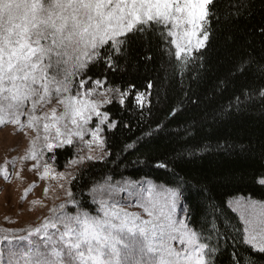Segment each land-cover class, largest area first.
Segmentation results:
<instances>
[{"label": "snow or ice", "instance_id": "1", "mask_svg": "<svg viewBox=\"0 0 264 264\" xmlns=\"http://www.w3.org/2000/svg\"><path fill=\"white\" fill-rule=\"evenodd\" d=\"M250 3L0 0V126L13 125L29 140L23 156L0 166V176L6 182L13 176L21 179L24 163L35 161L29 170L37 172L41 180L55 181L65 197L37 224L0 229V264H216L220 242H227L231 226L222 219L219 206L205 197L207 190L201 186L197 193H189L185 188L188 182L169 167L167 160L155 162L154 167L173 176L171 186L105 176L94 181L83 197L91 199L94 209L77 198L72 182L82 178L81 170L89 162H108L113 155L104 132L106 128L116 129L121 122L102 109L115 101L126 111V101L131 97V105L141 112L151 110L150 79L143 90L134 83L120 87L109 82L110 73L124 71L120 62H127L130 49L158 39L164 62L183 76L191 65L203 67L202 50L209 47L213 21L238 19L241 9L247 11L245 5ZM260 33L264 35V27ZM144 59L150 61L151 56ZM245 71L264 78V59L249 54L236 68V72ZM217 87L222 90L225 82ZM257 105L264 112V85L241 89L206 119L219 121L233 113L255 111ZM187 132L191 134V128ZM140 139L124 145L121 151L135 149ZM231 147L217 143L211 149L205 144L199 151H227ZM58 151L71 153L64 171L54 167ZM186 155L196 152L178 150L173 159L182 160ZM18 161L20 171L15 170ZM259 183L264 184V179ZM36 186L33 183L24 191L21 202ZM51 188L49 183L45 196ZM122 194L127 195L126 200ZM189 195L204 200L199 227L192 223L194 210ZM31 204L42 205V201ZM228 207L243 223L242 230H231L241 243L264 256V201L239 197L229 200ZM231 256L232 264H242L236 252ZM247 264L255 262L250 259Z\"/></svg>", "mask_w": 264, "mask_h": 264}, {"label": "trees", "instance_id": "2", "mask_svg": "<svg viewBox=\"0 0 264 264\" xmlns=\"http://www.w3.org/2000/svg\"><path fill=\"white\" fill-rule=\"evenodd\" d=\"M245 7L247 11L242 8L238 19L213 21L209 47L202 50L205 53L203 67L199 63L191 65L183 76L164 62L158 39L147 46L139 44L130 49L127 62H120L124 71L110 73L109 82L120 87L134 83L143 90L150 79L153 83L151 110L141 112L131 105V97L126 101V111L115 101L102 109L121 122L116 129L106 128L104 132L113 155L107 158L108 162H89L81 170L82 178L72 182L77 198L94 209L91 199L83 197L94 181L105 176L113 180L150 179L171 186L173 176L165 169L154 167L155 162L167 160L169 167L188 182L185 188L189 193H197L202 190L201 186L207 190L205 197L219 206L224 214L222 219L231 226L227 242L223 239L220 242L216 264H232V252L238 254L242 264L250 259L255 264H264V256L241 243L237 233L231 230H242L243 223L238 213L228 207V201L237 196L264 201V184L259 183L264 179V112L257 105L255 111L233 113L219 121L206 119L213 110L227 105L241 89L264 85V78L252 71L236 72L239 62L249 54L257 60L264 59V35L260 33V28L264 27V0H251ZM146 56H151V60L146 61ZM162 62L164 67H161ZM221 81L225 82L222 90L217 87ZM176 108L179 110L171 116ZM189 128L191 134L187 132ZM138 138L142 139L135 149L121 151L124 145ZM217 143L232 147L227 151H199L205 144L215 149ZM183 149L196 155L173 159L176 151ZM70 155V152L58 151L56 168L64 170L65 160ZM137 160L147 163L134 164ZM189 204L194 210L193 226L199 227L204 200L189 195ZM233 236H237L235 241Z\"/></svg>", "mask_w": 264, "mask_h": 264}, {"label": "rangeland", "instance_id": "3", "mask_svg": "<svg viewBox=\"0 0 264 264\" xmlns=\"http://www.w3.org/2000/svg\"><path fill=\"white\" fill-rule=\"evenodd\" d=\"M87 138L88 137H86V139ZM28 147L29 140L13 125L0 126V166H3L6 160L10 161L14 157L23 156ZM45 159H47V157H45ZM34 163L35 161H27L24 163L21 179L13 176L10 182H6L2 176H0V229H20L30 224H37L42 217L48 214V209L50 207L54 204L58 205L65 199L63 192L55 186V181L50 182L48 180H41L37 172L29 170ZM8 167L9 170L12 171V165L9 164ZM54 167L56 168L55 165ZM15 170L20 171L19 161L16 164ZM56 170L64 171L65 169L59 170L56 168ZM33 183L37 186L32 189V191L28 193L27 198L21 202L24 191ZM49 183H51L52 188L47 196H45L44 189L49 186ZM122 196L125 200L127 199L126 194H122ZM57 197L59 198L57 199ZM239 197L244 196L233 197L230 200L234 201ZM33 200L42 201V205L38 204L33 206L31 204ZM44 205L47 207H44ZM69 209H72L71 205H69ZM129 210L139 211L137 208H131Z\"/></svg>", "mask_w": 264, "mask_h": 264}]
</instances>
